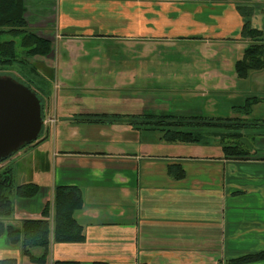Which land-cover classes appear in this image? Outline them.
Segmentation results:
<instances>
[{"label":"crops","instance_id":"0c3cea01","mask_svg":"<svg viewBox=\"0 0 264 264\" xmlns=\"http://www.w3.org/2000/svg\"><path fill=\"white\" fill-rule=\"evenodd\" d=\"M239 5L254 7L250 21L264 37V0H25L29 31L47 38L52 47L48 56L29 59L34 66L30 78L54 85L44 103L45 119L53 121L44 124L42 141L31 145H48L40 160L50 175L46 185L39 184L40 194L16 201L7 223L40 217L57 185L78 186L84 199L75 217L84 227L85 241L51 242L45 264H231L234 258L264 250V133L254 134L252 149L239 145L248 152L243 156L226 155V145L219 143L224 137L243 136L250 115L264 106V69L246 78L235 72L236 79H244L239 81H249L250 90L230 97H242L244 103L249 94L259 99L248 115L241 111L244 103L224 102V93L218 96L224 97L225 111L214 100H207L212 105L208 112L197 107L157 114L148 107L157 97L178 91L162 87L176 84L173 69L144 67L152 56L159 57L161 66L175 64L166 54L184 53L178 71L189 91L221 92L193 88L200 80L194 65L204 75L212 71L210 62L226 61L222 53L232 44L244 51L249 41L241 35L245 20ZM196 46L200 52L212 48L215 54L186 59ZM162 72L172 76L168 84H142ZM210 74L206 83L225 79L216 69ZM147 114L212 121L182 127L196 140H168L162 127L129 121ZM262 119L251 124L259 129ZM209 137L219 141L211 143ZM174 164L183 168V178L170 173ZM9 166L16 176L18 160H10ZM25 182L33 181L20 184ZM33 252L39 255L42 249ZM7 257L37 264L23 255L20 245L0 237V258Z\"/></svg>","mask_w":264,"mask_h":264},{"label":"trees","instance_id":"16d2710c","mask_svg":"<svg viewBox=\"0 0 264 264\" xmlns=\"http://www.w3.org/2000/svg\"><path fill=\"white\" fill-rule=\"evenodd\" d=\"M237 8L245 20L241 31L242 38L249 42L244 48L242 57L235 62V72L238 77L246 78L250 72L264 69V37L262 31L253 28L251 24L250 17L254 13V7L239 5ZM17 38L19 41L16 40ZM18 45L22 50L21 53L17 49ZM51 51V42L47 38L29 31L25 0H0V70L12 67L19 69L25 78L23 83L35 90L41 99L43 118L45 114L41 94L47 96L49 91L42 86L39 87L40 83L44 85L46 80L34 81L29 78L31 77V69L34 68L29 59L36 56H48ZM24 70L27 71V74L24 73ZM258 100L256 97L247 98L244 105L241 106V111L247 115L250 114L253 104ZM129 121H142L146 126L162 127L163 137L168 140L181 139L187 141L196 140L198 136L190 130H185L182 128L183 126L210 122L212 119L147 114L143 117L130 118ZM40 137L41 135L37 141L29 145L39 144L42 141ZM29 145L27 144L23 148ZM224 152L228 156H243L248 153L239 145H226ZM169 171L178 179L185 175L180 164L171 165ZM40 192L41 186L37 183L17 184L14 169L11 166L0 170V237H3L8 244L20 245L23 255L27 256L31 262L45 264L50 254L51 242L77 243L85 241L84 227L75 217V212L83 206L84 199L78 186L57 185L54 189L52 202H48L44 206L40 217L25 218L20 225L7 223L14 214L17 200L34 198ZM34 248H41L42 252L36 255L33 252ZM256 260H264V250L234 258L230 262L231 264H247ZM0 264H18V261L14 257L0 258ZM53 264L81 263L76 260H57ZM94 264L111 263L97 261Z\"/></svg>","mask_w":264,"mask_h":264},{"label":"rangeland","instance_id":"374dc122","mask_svg":"<svg viewBox=\"0 0 264 264\" xmlns=\"http://www.w3.org/2000/svg\"><path fill=\"white\" fill-rule=\"evenodd\" d=\"M16 40L19 41V39L17 38ZM248 44V43H247ZM231 46L233 47H228L226 48V52L222 53V56L224 57V59L226 61L220 63H215V62H210L207 66L208 69H212L211 72L206 73V74H200L201 72H198V69L201 70L200 67L194 65V73H198V76L200 80H196L193 83L195 84V86L193 88H195L196 90H199L201 88H205V89H210V90H216L219 89L221 90V92H214V93H205V92H201L199 91L197 92H191L189 91L190 89H188L190 86L187 82V80L184 78V74H182L181 72L178 71V69H180L181 67L183 68L184 65H181L180 56H184L185 54H180V53H175V54H166L167 56H173V60L175 62V64H173V61L169 62V66L168 65H159L157 60L159 59L158 56H152L149 59H147V62L145 63L144 67L146 69H159V70H163V69H173L175 72H171L174 75H178L175 78L176 84L175 85H169V86H162V85H166L168 84L172 78V76L169 77L168 76H163V72L160 73L161 75L156 76L155 79L150 80V82H148L147 80L142 83V84H146V85H158L160 84L162 87H169V88H174L177 89L178 91H172L170 94H172V96L169 97H157V100L155 101L156 104H148V107H151L150 109L153 110H157L160 111L157 114H162L164 111H173L175 112V109H180V111H191L194 110L196 111L197 107L198 110H200L201 112L203 111L202 108L205 109L206 112H208V108L211 107L206 105L207 100H214L216 103L214 104L215 106H219L220 105V109L221 111H225L224 110V106L227 102L228 99H232L234 101H236V103H244L243 98L239 97V98H235V97H230V96H236L238 97L240 94L242 93H246L250 90V85H249V81H239V80H244V79H236L235 76V61L240 59L243 55V52H239L238 47L236 48V44H232ZM196 50V53H198L199 51V47L196 46L193 47ZM18 51L21 53L22 50L21 48L17 47ZM202 49V48H201ZM147 51V52H146ZM152 50H145L144 53L149 54ZM196 53L193 52H187V56L191 55L192 58H186V59H197V58H201V59H205V58H209V57H213V55L215 54L214 49L209 48L208 50L206 49H202V51L200 53V55L197 56ZM221 55V54H220ZM235 55V56H233ZM183 64V62H182ZM19 67V66H18ZM214 69L218 70L219 72H222L223 75H225V79L224 81L219 80L217 83L216 81H214V83L218 84H210V83H206L207 82V77L212 76L210 73H212L214 71ZM262 71V70H261ZM261 71L256 70V71H252V73L255 74H261ZM263 72V71H262ZM24 73L27 74V71L24 70ZM251 73V72H250ZM0 75H9L14 77L16 80L24 82L25 78L22 76V74L19 72V69H17V67H12L6 70H0ZM33 77V75L31 76ZM30 78V77H29ZM203 78V79H201ZM230 78V79H229ZM235 78L234 80H231ZM223 85H229V88H226ZM43 87L48 91H52L53 90V82L51 81H45L44 85L43 83H40L39 87ZM188 89V91H187ZM229 90V91H227ZM235 91H240V92H235ZM176 92V93H174ZM233 94H231V93ZM221 93L226 94L225 96V101H221V99H223V96H218ZM43 103H45V99H46V95L45 94H41ZM148 97V96H147ZM248 98H252L250 96V94L247 96ZM151 100V98H149ZM240 105V104H237ZM163 111V112H161ZM178 113H183V112H178ZM197 113V112H195ZM46 114V113H44ZM186 114V113H183ZM187 115V114H186ZM205 117H208L207 113L205 114ZM221 115V114H220ZM224 117H227V114H223ZM264 115V106L262 107V109H258V111L253 112L250 117L248 118L250 120V122H255L256 120L261 119ZM190 116V115H188ZM211 116V115H210ZM196 117V116H194ZM210 119V118H208ZM264 120V119H262ZM250 123V125H248L246 128L242 129V132H245V134L243 136H241L240 138H232V137H224L221 138L220 141L217 140L216 138H211L209 137V140L211 141V143H215L218 142L219 143H223L224 145H230V144H234V145H241L242 147H245V149H252L255 147L254 145V134L256 133H264V126H259L261 128L257 129V126H254ZM44 130V129H43ZM234 131H238L239 129H233ZM226 131V130H225ZM229 131V130H228ZM239 139V140H238ZM243 139V140H241ZM239 143V144H237ZM29 145V144H28ZM48 145H44V146H40V147H35L32 148L31 145H29L26 148H22L19 149L17 152H15L11 157L5 159L4 161H2L0 163V170H2L3 168L9 166V161L10 160H18L19 162V167L17 168V173L15 176V181L16 183L20 182H24V181H33L37 184L40 185H46L48 182V176L50 175V171L46 170L44 168L41 167V160H40V156L41 154H43L44 152L48 151L49 149H47Z\"/></svg>","mask_w":264,"mask_h":264},{"label":"water","instance_id":"95a60500","mask_svg":"<svg viewBox=\"0 0 264 264\" xmlns=\"http://www.w3.org/2000/svg\"><path fill=\"white\" fill-rule=\"evenodd\" d=\"M37 92L9 75H0V163L38 140L44 127Z\"/></svg>","mask_w":264,"mask_h":264},{"label":"built area","instance_id":"2783aa9c","mask_svg":"<svg viewBox=\"0 0 264 264\" xmlns=\"http://www.w3.org/2000/svg\"><path fill=\"white\" fill-rule=\"evenodd\" d=\"M47 121H53V119L52 118L45 119V117H44V124H46Z\"/></svg>","mask_w":264,"mask_h":264},{"label":"clouds","instance_id":"9594fccd","mask_svg":"<svg viewBox=\"0 0 264 264\" xmlns=\"http://www.w3.org/2000/svg\"><path fill=\"white\" fill-rule=\"evenodd\" d=\"M44 128V127H43Z\"/></svg>","mask_w":264,"mask_h":264}]
</instances>
